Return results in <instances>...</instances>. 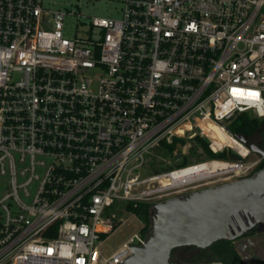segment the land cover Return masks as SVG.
Segmentation results:
<instances>
[{"label":"built area","instance_id":"obj_1","mask_svg":"<svg viewBox=\"0 0 264 264\" xmlns=\"http://www.w3.org/2000/svg\"><path fill=\"white\" fill-rule=\"evenodd\" d=\"M119 1L0 0V264L119 263L129 204L195 182L197 136L224 150L199 121L264 118V0Z\"/></svg>","mask_w":264,"mask_h":264},{"label":"water","instance_id":"obj_2","mask_svg":"<svg viewBox=\"0 0 264 264\" xmlns=\"http://www.w3.org/2000/svg\"><path fill=\"white\" fill-rule=\"evenodd\" d=\"M234 136L264 159V149L243 135ZM153 207L145 242L130 245L132 254L116 264H180L171 262L175 248H207L221 239L241 248L247 231L264 226V166L250 176L168 198Z\"/></svg>","mask_w":264,"mask_h":264},{"label":"rangeland","instance_id":"obj_3","mask_svg":"<svg viewBox=\"0 0 264 264\" xmlns=\"http://www.w3.org/2000/svg\"><path fill=\"white\" fill-rule=\"evenodd\" d=\"M60 1L65 2L63 4L64 7L68 9H76L78 8L77 0H45V4L49 8L58 7L60 5ZM80 10L86 16H93V15H101V16H108L112 15L114 17H120V13L116 11V8L122 7L119 0H79ZM66 33L68 35L75 34V17L68 16L67 19V30ZM251 115V114H250ZM253 116V115H252ZM264 123V122H263ZM248 142L257 144L260 148L264 149V146H260L259 143L264 142V124L259 129V133H256L255 136L249 140ZM225 149L229 150L228 158L226 159H219V160H226L232 163H243L245 164V168L242 172H237L234 170H229L227 172L214 175L212 177L204 178L202 180H198L193 182L191 185L186 186H179L174 187L169 190H166L161 193V199L163 198H171L175 196H184L186 193H190L192 191H197L203 188L213 187L220 184H224L227 182H231L234 180L239 179L241 176L251 175L255 172L256 168L260 164L262 156L258 153L249 152L248 155L244 156L236 149L232 147H225ZM195 156H192L191 162H207L213 159L208 158L205 156L204 152H202L198 147L195 148L194 151ZM195 157V159H194ZM175 165L174 162H171L169 156L161 153V170H166L173 168ZM254 167V169H253ZM254 170V171H253ZM152 212V211H151ZM127 222L123 224L120 228L116 229L109 237L107 241L106 248L109 250H115L118 248L130 235H132L136 231H141L142 228L145 226V222L141 220L135 214H125ZM152 223V213L150 216V226ZM259 235H264V227L260 226L259 229H255L254 234L244 237L246 239H252V244H248L249 247L244 248L243 251H239L240 253V261L243 264H264V245L262 248L257 246L259 245L258 240L255 239ZM256 242V243H255ZM254 244H257L256 246ZM253 245L257 247L256 249L253 248ZM235 249H237L236 244H234ZM248 249V250H247ZM205 255V260H214L215 256L213 255V251L211 248L205 250L203 253ZM171 262L173 263H180V264H201L195 263L194 256L198 255L194 253V251L188 250L186 248H177L171 253ZM195 259H197L195 257ZM215 262V261H214ZM221 262V261H220ZM203 264V263H202Z\"/></svg>","mask_w":264,"mask_h":264},{"label":"trees","instance_id":"obj_4","mask_svg":"<svg viewBox=\"0 0 264 264\" xmlns=\"http://www.w3.org/2000/svg\"><path fill=\"white\" fill-rule=\"evenodd\" d=\"M264 118L259 119L253 117L248 112L237 113L232 118L226 120L225 127L228 132L232 133L233 135H243V136H251L255 134L264 124ZM196 147L202 149L205 156L210 159H226L228 158L229 150L225 149L221 152H214L209 146V140L207 138L197 136L195 139ZM182 164L181 166H184ZM264 166V159L260 162L258 167L255 171L261 169ZM129 209L135 213L141 220L145 222V226L142 228V233L144 235L147 234L150 228V216H151V204L148 203H141L137 207L129 204ZM255 229L251 231V234H254ZM182 248H186L188 250L194 251V253L198 252V255L194 256L195 263H211L214 261H221L223 263H230V264H243L240 261V256L237 250L234 247V242L228 239H221L215 242L212 246L207 248H199L196 246H181ZM180 248V247H177ZM175 248V249H177ZM211 248L213 251V255L215 256L214 260H205V255L203 254L205 250ZM174 249V250H175ZM173 250V251H174ZM172 251V252H173ZM172 256V255H171ZM195 257L197 259H195Z\"/></svg>","mask_w":264,"mask_h":264},{"label":"bare ground","instance_id":"obj_5","mask_svg":"<svg viewBox=\"0 0 264 264\" xmlns=\"http://www.w3.org/2000/svg\"><path fill=\"white\" fill-rule=\"evenodd\" d=\"M199 124L203 128L204 133L210 139L211 144L215 150L220 151L225 147H232L244 156L249 154V148L241 141H239L235 136H233L230 132H228L219 123L213 120L203 119L199 121ZM231 169H233L232 162L213 159L177 173L176 177H181L185 174L193 173V177H191V179L193 181H198L227 172Z\"/></svg>","mask_w":264,"mask_h":264},{"label":"crops","instance_id":"obj_6","mask_svg":"<svg viewBox=\"0 0 264 264\" xmlns=\"http://www.w3.org/2000/svg\"><path fill=\"white\" fill-rule=\"evenodd\" d=\"M253 239H254V237H253L252 239H246V238H242V239H241V240H244V243L241 244V248H237V249H236L239 255H240L239 251H243L244 248L249 247L248 244H249V245L252 244V241H251V240H253ZM255 239L258 240L259 245H257V244H254V245H255V246L257 245V246H259V247L262 248V245H264V235H259V236L256 237ZM255 243H256V242H255ZM234 244H236V246H237V243H236V242H234ZM254 245H253V248L256 249L257 247H255ZM224 264H225V263H224ZM226 264H230V263H226ZM260 264H261V263H260Z\"/></svg>","mask_w":264,"mask_h":264},{"label":"flooded vegetation","instance_id":"obj_7","mask_svg":"<svg viewBox=\"0 0 264 264\" xmlns=\"http://www.w3.org/2000/svg\"><path fill=\"white\" fill-rule=\"evenodd\" d=\"M256 133H259V130L256 132ZM255 133V134H256ZM255 134H253V135H251V136H245L246 138H248V140H251L254 136H255ZM259 145L260 146H264V142H261V143H259ZM193 192V191H192ZM191 193V192H190ZM186 194H189V193H186ZM186 194H184V195H186ZM181 196V195H180ZM176 197V196H175ZM172 198V197H171ZM168 199V198H167ZM166 200V199H165ZM154 205V204H153ZM152 210H154V207L152 206V208H151V211ZM152 213V212H151ZM253 229H257V227H254V228H252V229H250L249 231H247L245 234H244V236L243 237H241V238H244V237H247V236H249V235H252L251 234V231L253 230Z\"/></svg>","mask_w":264,"mask_h":264}]
</instances>
